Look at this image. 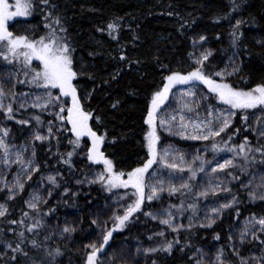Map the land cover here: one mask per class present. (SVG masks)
Returning a JSON list of instances; mask_svg holds the SVG:
<instances>
[{"label":"snow or ice","instance_id":"6c2138e0","mask_svg":"<svg viewBox=\"0 0 264 264\" xmlns=\"http://www.w3.org/2000/svg\"><path fill=\"white\" fill-rule=\"evenodd\" d=\"M239 7L236 0H230L229 11L223 18L228 19ZM36 13L42 16L43 34L28 29L20 33L10 30V22L15 18L32 17ZM220 19L217 16L214 22ZM229 22L233 52L225 67L211 64V49H204L198 55L190 53L192 66L187 71L160 65L167 74L162 77V84L151 92L143 117L147 126L146 158L124 171L116 167L104 150L109 135L103 118L85 107V99L91 100L92 95L86 93L82 97L79 92L77 81L83 72L82 58L78 65V46L69 35L58 4L55 0H0V59L5 62L0 66V201H3L0 203V264H61L59 258L65 255V248L49 241L70 240L76 228L48 223L45 218L51 217L55 208L45 210L44 206L48 205L53 189L67 183L65 171L78 185L99 184L117 196V208L111 210L107 220H92L102 239L84 246L87 250L84 264H102L100 256L105 254L114 233L139 221L141 216L157 221L163 228L148 236L150 241L160 238L159 242L138 246L136 254L144 257L145 264L149 261L159 264L158 259L151 257L160 253L171 255L177 246L184 252L185 247L192 245L190 236L184 237L182 233L211 228L229 209L235 211L238 222L230 226L229 248L221 247L207 259L208 254L195 249L191 264H264V170L248 173L250 168L264 166V79L251 84L250 78L241 75L243 60L239 57L246 54L240 50L244 37L242 26L246 21ZM121 27L112 21L98 31H107L117 39ZM206 40L205 35H200L198 41L193 39V47L198 43L202 46ZM257 43L264 45L261 40ZM243 47L246 49L247 45ZM117 58L128 67L133 63L124 51ZM116 75L119 71L112 78ZM231 77H237L240 86ZM174 89L179 90L175 108L166 104ZM120 103L116 100L111 107L116 109ZM236 120L240 126H236ZM9 122L20 126L23 134L20 143L16 142L18 137ZM242 130L251 131L256 142L252 143L247 135L242 142H233V137ZM162 133L185 141L209 143L203 149L189 145L190 151H185L171 142L163 144ZM110 142L115 143L116 137ZM39 150L47 157L43 161L38 159ZM209 150L213 153L211 160L201 154ZM221 152L231 153V158H222V163L217 161L216 154ZM49 160H55L57 167L45 175L42 169L49 165ZM78 163L83 167L78 168ZM236 170L249 178L241 180ZM77 172L81 178L76 177ZM198 173L206 174L204 185L194 183ZM37 176L39 179H34ZM232 181L239 182L250 204L262 206L261 212H250L244 217L242 224L237 205L243 201L239 192H233L229 186ZM45 182L51 187H44L42 193L40 187ZM63 191L66 195L70 189L65 187ZM220 192L229 194L230 199L226 197L218 206L206 205L201 221V198L206 200ZM173 197L177 202H173ZM18 198L23 205L20 215L9 219L13 215L12 202ZM179 218H186L188 223L179 222ZM168 234H172L171 239ZM215 239H220L219 233ZM247 244L257 252L250 250V254H243ZM134 264L140 261L134 260Z\"/></svg>","mask_w":264,"mask_h":264},{"label":"trees","instance_id":"16d2710c","mask_svg":"<svg viewBox=\"0 0 264 264\" xmlns=\"http://www.w3.org/2000/svg\"><path fill=\"white\" fill-rule=\"evenodd\" d=\"M55 2L59 6V14L65 21L70 37L78 46V65L81 63L79 58H82L83 72L77 81L79 92L82 97L84 92L92 95L91 100L85 99V107L95 110V114L103 118L109 135L104 150L106 155L114 160L118 169L129 171L146 158L144 133L147 126L143 123V117L146 114L145 108L151 92L162 84V77L167 74L160 65H166L172 70H189L192 61L187 56L192 49L193 39L198 41L200 35H205L207 40L202 46L198 43L193 49L213 50V55L209 58L211 64L223 68L233 52L230 47L229 21L234 23L235 19H243L246 23L242 26L244 37L240 50L246 54L239 57L243 60L241 75L250 78L251 84L264 79V45L257 43L258 40L264 41V0H236L240 7L232 12L228 19L223 17L229 11L230 0H55ZM169 12L173 15H168ZM217 16L221 17L218 23L214 22ZM112 21L122 25L117 39L109 36L107 31L103 33L98 31L99 28H106V25ZM10 26V30L17 33L28 29L41 35L45 31L39 13L18 19L10 23ZM218 35L219 39H217ZM243 45H247V48L244 49ZM120 51H124L128 60L133 62L131 67L117 58ZM136 61L139 63H135ZM4 64L5 62L0 59V66ZM118 71L119 75L113 79V75ZM89 76H94L95 79H90ZM230 79L240 86L241 82L237 77ZM116 100L121 103L113 109L111 105ZM93 123L95 124V121ZM235 124L240 126V121L236 120ZM9 126L12 127L13 134L18 137L17 141H20L23 135L20 126L15 123H9ZM244 135L249 136L252 143L256 142L251 131L243 130L233 137V142H242ZM112 137H116L115 143L110 142ZM165 142L174 143L185 150L189 146L185 141L175 137L168 138L162 133V143ZM223 154L232 155L221 152L216 156ZM202 155L207 159L213 157L211 150ZM46 158L44 151L39 150L38 159L43 161ZM55 167H57L55 160H49V165L42 171L46 174ZM259 170H264V166L257 165L250 168L248 173ZM61 171L64 169L61 168ZM236 172L241 180L246 181L249 178L248 174L239 170ZM203 174L198 173L194 183L199 184ZM76 177L81 178L79 172L76 173ZM65 179L67 183L62 182L60 188L53 189L48 205L44 206L45 210L48 207L55 208L52 216L45 219L54 226L70 224L76 228V231L71 234L70 240L54 238L49 243L53 245L59 243L65 248V255L59 258L61 264H84L87 251L84 246L102 239L100 229L92 224V220H107L111 210L117 208V196L105 191L99 184L78 185L74 179H69V173L66 171ZM175 182L179 183V181ZM229 186L232 187L233 192H239L243 201L237 205L242 213L239 223L242 224L244 217L250 212L262 211V206L252 205L247 201L246 193L240 188L238 181H232ZM65 187L70 189L66 195L63 191ZM226 197L230 199L229 194L220 192L217 196H210L206 200L201 198L200 211L206 205L218 206L219 203L225 202ZM172 199L173 202H177L175 197ZM21 207L23 205L19 198L12 202L13 215L9 219L18 218ZM94 208H97L96 215L92 214ZM188 215L190 212L185 213V217ZM201 215L200 213L199 218ZM179 222L187 224L188 220L179 218ZM237 223L235 211L225 210L223 217L211 228H194L191 233L181 234L184 237L190 236L192 247H185L184 252H181L180 246H177L171 255L160 253L151 258L158 259L159 264H191L190 258L195 249H200L205 254L221 247L228 249L230 226ZM161 228L163 226L157 221L141 216L139 221L130 224L123 231L114 233L109 246L105 249V254L100 256L102 264H121L122 261L134 264V260L145 264L144 257L136 254V248L159 242L160 238L155 237L150 241L148 236ZM217 233L220 235L219 240L215 239ZM168 238L171 239L172 234H168ZM242 251L244 254L245 249ZM228 254L230 255V252Z\"/></svg>","mask_w":264,"mask_h":264},{"label":"rangeland","instance_id":"374dc122","mask_svg":"<svg viewBox=\"0 0 264 264\" xmlns=\"http://www.w3.org/2000/svg\"><path fill=\"white\" fill-rule=\"evenodd\" d=\"M18 19H25V18H15L14 19V21H16V20H18ZM14 21H11L10 23H12V22H14ZM194 47H193V45H192V49H191V51H190V53H194V52H196V54L198 55L199 54V52H201V51H196V50H194L193 49ZM189 53V54H190ZM188 57V59L190 58V56L188 55L187 56ZM190 60L192 61V59L190 58ZM201 88H203V86H201ZM18 90H20V89H18ZM24 91H27L28 89L27 88H24L23 89ZM204 91H206V88L205 89H203ZM86 93L84 92V93H82V95L84 96ZM88 94V93H87ZM179 97V90L178 89H174L173 90V94L172 95H170V98H169V101H167L166 102V104L167 105H171L173 108H175L177 105H176V100H177V98ZM87 100V99H86ZM217 103V106H221V105H219L218 104V102H216ZM204 113H203V109H201V115H203ZM9 123H15V122H9ZM166 137H168V138H170L171 136H168V134L167 133H163ZM173 138V137H172ZM175 138H178V139H180L179 137H175ZM181 140V139H180ZM181 141H185V140H181ZM21 142V140L20 141H17V143H20ZM185 142H187L189 145H193L195 148H199V149H203V147L206 145V144H208L209 142H206V141H185ZM167 143H169V142H165L164 144H167ZM183 150H185V149H183ZM185 151H190V149L188 148V146H187V149L185 150ZM204 152H202V154H203ZM222 158H224V159H227V158H231V156L230 155H228V154H223V155H217L216 156V160L217 161H219V162H223V159ZM189 159H190V156H189ZM211 159H213V157L211 158ZM211 159H209V160H211ZM83 165H81V164H79L78 163V165H77V167L78 168H80V167H82ZM206 172L210 175L211 173H210V170H207L206 169ZM48 173H46L45 175H47ZM9 179H11V176H9L8 177ZM206 179H207V176H206V174L204 173L203 174V176H202V180L199 182V184L200 185H204L205 184V181H206ZM75 180V179H74ZM75 182V181H74ZM46 186H48L47 184H46V182H45V184H43V185H41V187H40V191L43 193L44 192V187H46ZM211 206H215L214 204H211L209 207H211ZM93 211H92V214H94V215H96L97 214V208H94V209H92ZM200 213L202 214L201 215V217L199 218L201 221H203V218H204V213H205V208H201V211H200ZM158 223V222H157ZM162 226V225H161ZM243 249H245V252H244V254L245 255H248V254H250V250L252 251V252H257V249L256 248H253V246L251 245V244H247V245H245V247L243 248ZM242 249V250H243ZM217 250H219V249H215V250H212L207 256H206V259L207 258H211V256H214V254H215V252L217 251Z\"/></svg>","mask_w":264,"mask_h":264}]
</instances>
